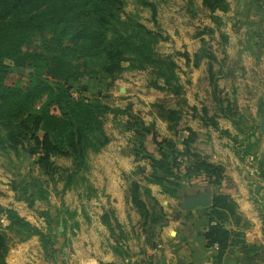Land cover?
<instances>
[{
  "label": "trees",
  "instance_id": "obj_1",
  "mask_svg": "<svg viewBox=\"0 0 264 264\" xmlns=\"http://www.w3.org/2000/svg\"><path fill=\"white\" fill-rule=\"evenodd\" d=\"M136 2L148 8L152 20H156L153 2ZM124 4L125 0H0V151L18 152L25 148V143H29L31 148L25 149L36 155L35 163L43 174H55L57 179L63 180L62 191L84 184L88 198L96 194V189L85 176L90 169L88 156L99 153L110 142L104 129L105 117L110 113L113 116L130 115V110L129 107H112L98 96L74 98L71 95L74 83L86 77H101L109 79L107 87H110L114 75L125 69L150 68L154 75L150 86L176 97L181 106H165L160 102L151 104L169 130H177L183 114L182 105L187 106L184 87L176 71L178 64L171 55H160L155 49L168 36L148 28L136 15L123 17ZM201 4L208 10L213 26H205L195 33L199 45L192 56L187 51L178 54L184 57L185 64L191 62L193 68L206 62L211 95L217 106L215 110L228 118L227 114H233V107L227 102L223 104V99L217 96V76L221 69L215 71L213 68L220 61L204 35L218 32L221 52L224 53L227 35L220 31L223 23L216 12H227L229 2L201 0ZM221 60L224 62L225 55ZM124 62L126 67L122 65ZM13 69L25 72L20 83L11 80ZM189 108L196 110L195 106ZM197 116L203 126L230 136L227 129H219L218 115H209L206 107H201ZM183 130L187 132L181 140L183 150L178 151L167 141V149H160V157L149 159L151 173L146 180L161 185L164 193L174 196L175 187L167 185L166 178L157 172L172 175L177 156L190 155L192 159L187 160L185 174L202 175L208 185L220 186L224 178L223 166L190 152L196 132L190 127ZM249 151L250 145L244 154ZM55 157L69 158L71 164L58 166ZM11 189L15 191L17 200L26 201L29 206L35 200H46L48 195L43 180L32 175L19 182L13 181ZM129 198L142 221L144 241L153 248L158 230L167 223L166 213L150 188L137 181L130 184ZM204 211L207 223L201 235L206 247L216 246L213 261L220 264L229 244L230 231L226 224L230 218L239 217L236 204L227 194L214 192L211 205ZM39 215L45 221V230L20 216L15 209L0 203V264H5L12 238L24 242L33 236L39 238L45 260L55 262L57 254L62 253V247L68 244L64 240L60 248L56 247V227L61 228L63 235L67 230L74 235L79 228L75 210L56 209L52 215L45 209L39 211ZM101 221L110 235L118 230L113 251L119 256L128 255L122 243V239H126L125 234L113 210L104 212Z\"/></svg>",
  "mask_w": 264,
  "mask_h": 264
},
{
  "label": "rangeland",
  "instance_id": "obj_2",
  "mask_svg": "<svg viewBox=\"0 0 264 264\" xmlns=\"http://www.w3.org/2000/svg\"><path fill=\"white\" fill-rule=\"evenodd\" d=\"M150 1L156 6L155 21L151 18V11L146 7H141L136 0H125L122 16L124 17L127 14L136 15L148 28L157 29L164 36H168L166 40L159 42L155 49L160 55H171L179 66L176 71L183 84L184 96L188 107L182 105L183 116L176 127L177 130H169L167 123L158 118L155 108L151 106L154 102H160L165 106L181 107L177 103L176 97L150 86V81L154 77L150 68L144 70L125 69L114 75V83L111 87H107L109 79L86 77L73 84L72 92L77 93L78 98L98 96L112 107H129L130 110V115L120 114L113 116L111 113L106 115L104 129L110 137V142L100 153L89 154L88 156L91 168L86 175L88 177L97 175L99 179L100 176H103V186H100L99 183L97 190L105 191V183L111 176L110 174H117L120 179V181H117L118 187L124 193L125 206H127L130 199L129 188L132 181H137L141 186H151L150 191L155 194L160 205L165 210L167 220L174 221L178 219L180 213L177 201L181 196L204 188L210 189L213 193L219 188L208 185L206 178L202 175L185 174L187 160L192 159V157L190 155H179L176 159V165L171 169L172 175L163 174L161 171L157 172L166 178L167 185L175 187L176 193L174 196H171L162 191L161 185L150 183L146 180L147 175L151 173L149 159L151 157L159 158L160 149H167V141L171 142L178 151H182L183 145L181 144V140L185 137L186 133H182L180 129L188 124L196 129V135L190 144V152L211 163H216V160L229 159L227 151L231 149L230 145H233V139L231 136L217 132L212 127L203 126L197 116L200 115L201 107L203 106L207 108L210 115L214 111L207 78L206 62L204 61L198 67L193 68L191 62L185 64L184 57L178 54L179 52L187 51L192 56L193 51L199 45L195 33L205 26H213L208 10L202 6L201 0ZM229 1L232 9L230 8L226 13L216 12L221 17L223 23L220 31L231 30V33H233L232 31H240L239 33L250 30L254 31L256 27L247 25V23L246 25L240 23L245 18L242 15L244 12L240 15L239 3L241 4V0ZM243 2L244 0H242ZM237 15L240 17L239 20L236 17ZM245 19L247 20V18ZM204 37L209 41L219 59H222L220 52L222 46L220 45L221 39L219 33L215 32L212 35L206 33ZM231 37V42L226 43L228 56L224 61L226 64L225 69H232L231 73L233 77L231 78H236V76L241 77L243 71L237 70L232 66L233 63H231V66L227 64L228 58H230L229 62H233L235 61L234 57H236L234 52L237 37L234 33ZM241 37L245 40V36ZM122 65L126 67L127 63L124 62ZM217 67L218 64L215 65V69ZM10 75L12 81L20 83L25 76V72L13 69ZM222 79H225V77ZM228 79L230 78L219 81L221 90L225 94L229 90L227 86ZM241 83L242 81H240ZM117 87L122 88L124 92H121ZM192 105L196 107V110L189 108ZM246 134H249V130ZM237 137L238 141L243 142L245 134H240ZM155 140L156 143L154 142ZM24 147L27 150L31 148L29 143H25ZM237 147L240 146L238 145ZM25 148H20L18 152L11 150L0 151V203L2 205L15 209L20 216L43 230H45L46 224L39 215V211L48 209L54 215L56 209H75L78 211L77 219L80 220L81 225H84L86 222L84 211L86 213H91L92 211V215L94 216L95 211H99V208L107 205L113 206V200L105 193H101L100 196L90 200L86 196L87 190H85L84 184H81L82 186L78 184L62 191L63 180L57 179L55 174L52 176L43 174L42 169L35 163L36 155L28 153ZM252 148H250L249 152L253 154L252 158L254 159L255 152L251 150ZM239 149L243 148L240 147ZM54 161L58 166L62 167H67L71 164V160L65 157H55ZM169 161H172V158ZM29 175L42 179L43 185L48 191L46 200H35L32 206H29L26 201L17 200L15 198V191L11 189L13 181L19 182ZM2 221L6 223L5 220ZM134 227L136 233L139 234L140 225L135 223ZM60 230L61 228L56 227V247L60 248L65 240L68 244L66 243L67 245L62 247V252H67L69 257H73L71 247H75L79 253L87 251L92 257H119L112 248L117 240V229H115L114 235H110L108 231L107 236L98 228H89V223L87 230L78 228L74 235L69 230L63 235ZM135 236L136 234L133 233L134 238L129 240L133 251L139 250L138 243L140 241ZM27 243L29 244L28 246H26ZM39 247L40 242L37 236H33L24 242H19L16 238H12L8 253L13 252L12 257H30V255L36 257L42 254ZM143 249L144 254L147 253V247L144 246Z\"/></svg>",
  "mask_w": 264,
  "mask_h": 264
},
{
  "label": "crops",
  "instance_id": "obj_3",
  "mask_svg": "<svg viewBox=\"0 0 264 264\" xmlns=\"http://www.w3.org/2000/svg\"><path fill=\"white\" fill-rule=\"evenodd\" d=\"M228 2L230 1L228 0ZM230 8L232 9V6L229 3V10ZM239 9L240 15L244 12L242 15L247 18V20L244 18L240 23L243 25L247 23V25L256 27L254 31H244V33L232 31L237 37L234 52L236 57H234L235 61L233 62H229L230 58H228L227 64L231 66V63H233L232 66L243 71V75L231 78L233 77L232 69H225V61L222 62L215 52L220 61L217 69H221V73L217 76L219 88L217 96L223 99V104L227 102L233 107L232 116L227 114L228 118H225L223 114L215 110L217 108L216 101L211 96L214 106L212 114L218 115L216 120L219 129H227L231 138L236 139L233 141V145H230L231 149L227 151L229 159L216 160V164H220L224 168V178L221 185L217 187L219 189L216 192L227 194L235 202L239 215L238 218H230L226 224L227 229L230 231L229 244L220 264H264V135L258 130L259 117L261 116L260 103L264 102V0H244L243 3L241 0ZM239 19L240 17H238ZM224 33L227 35L228 44L231 42L233 33H231V30L224 31ZM241 36H245V40ZM227 44L224 46V53L220 49L221 58L224 55L225 58L228 56ZM215 65L213 68L216 71ZM223 77L225 79L230 78L227 83L229 87L227 94L222 92L219 85L220 80H225L222 79ZM240 81H242L241 84ZM117 88L120 91L123 90L120 87ZM185 127H190L193 131H196L188 124L180 129L182 133L187 134L183 130ZM248 130L249 134H246ZM240 134H245L243 142L237 140V136ZM238 145L243 149H239ZM249 145L250 148L253 147L251 150L255 152L254 159L252 153L244 154ZM88 162L91 168V163L89 160ZM110 175L105 183L106 189L103 192L97 190L99 183L100 186H103V176H100V179L97 175L85 176L96 189V194L91 196L90 200L100 196L101 193H105L113 200V206L107 205L99 208V211H95L94 216L92 211L91 213L84 211L86 220L84 225H81L80 220L77 219L78 211L74 209L76 211L75 218L80 229L87 230L89 223V228H98L107 236L108 228L101 221V215L110 209L113 210L114 216L125 234L126 239H122V243L128 255L92 257L87 251L79 253L75 247V249L71 247L73 257H69V260L76 261L78 264H214L213 257L216 254V246L206 247L201 235L202 229L207 223L204 210L182 211L178 215V219L174 221L167 220L166 225L158 230L157 236L154 238L156 244L151 248L144 241L145 235L142 233L141 228L142 221L130 199L129 204L125 206L124 193L118 187L119 176L117 174ZM147 187L151 189V186ZM151 194L156 198L154 193L151 192ZM135 223L140 225L139 234L136 233ZM133 233L140 241L138 243L139 250L137 251H133V247L129 244V240L134 238ZM72 244L76 245L75 243ZM28 245L27 243L26 246ZM144 246L147 247V253L145 254ZM39 249L41 251L40 247ZM13 254V252L7 254L5 264H52L45 260L43 253L36 257L32 255L30 257H12ZM62 261L64 263L66 259L62 257Z\"/></svg>",
  "mask_w": 264,
  "mask_h": 264
},
{
  "label": "water",
  "instance_id": "obj_4",
  "mask_svg": "<svg viewBox=\"0 0 264 264\" xmlns=\"http://www.w3.org/2000/svg\"><path fill=\"white\" fill-rule=\"evenodd\" d=\"M124 90H121L123 92ZM261 116L259 117L258 130L264 135V102L260 103ZM212 191L208 188H204L202 190H197L194 193H188L181 196L177 201V207L182 211L201 209L211 205L212 201ZM179 213V214H180ZM62 257L66 259V261H62ZM48 262V261H47ZM52 264H78L76 261L69 260V255L67 252L58 253L55 262H49Z\"/></svg>",
  "mask_w": 264,
  "mask_h": 264
},
{
  "label": "built area",
  "instance_id": "obj_5",
  "mask_svg": "<svg viewBox=\"0 0 264 264\" xmlns=\"http://www.w3.org/2000/svg\"><path fill=\"white\" fill-rule=\"evenodd\" d=\"M71 95H72L74 98H78V95H77V93H75V92H72V91H71Z\"/></svg>",
  "mask_w": 264,
  "mask_h": 264
}]
</instances>
